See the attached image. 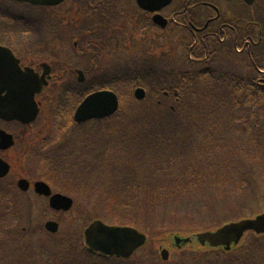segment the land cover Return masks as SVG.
I'll return each instance as SVG.
<instances>
[{
    "label": "rangeland",
    "instance_id": "374dc122",
    "mask_svg": "<svg viewBox=\"0 0 264 264\" xmlns=\"http://www.w3.org/2000/svg\"><path fill=\"white\" fill-rule=\"evenodd\" d=\"M110 1L103 0L106 4H110ZM72 4L69 2L63 7L42 11L18 5L13 0H0V29L3 28L4 31L8 27L7 30H11L6 34L2 33L0 42L19 41L27 45L30 43L31 48H37L35 50L41 49L35 43L41 45L43 42L46 47L42 50L47 48L48 51L46 60L44 57H33L32 61L25 63L38 66L45 60L44 62L51 65L53 61L51 58L55 56L58 63L55 62L53 66L54 71L59 77L63 75V78H55L52 74L51 83L39 100L41 104L39 118L31 123L32 126L27 128L12 125L7 129L5 124H0L10 135L20 137L17 145H13L11 149L0 150V158L3 161L13 162L9 175L0 180V211L6 210L9 213V217L12 218L10 227L36 251L30 253L24 250L15 251L9 247L0 252V264H55L53 260L55 248L46 246L51 242L45 243L41 238L42 234L47 233L44 226L50 220L59 224V231L51 234L53 242L62 241L66 236L71 238L69 235L83 236L85 229L97 220L108 226L119 224V216H129L144 222V216L148 215L142 212L145 208L144 202L151 200L152 197L156 198L160 192L167 193L174 173L168 166L166 173L156 181L157 175L154 176L149 171L151 164L154 165L158 158L155 154L156 149L155 153H152L151 143L157 137L158 140L165 142L163 156L168 161L175 158L182 160L184 156L178 153L180 148H174L175 143L173 144L171 137L167 136L173 129L171 126H165L169 124L159 123L161 122L159 118L164 119V122L169 120L175 128L178 124L183 127L185 125L188 130L187 132L179 130V139H182V142L184 138L187 141L191 139L187 146L191 145L190 155L197 153L194 167L204 169L209 159L207 163L212 170H205L204 188L199 190L204 191L203 197L192 198L187 204L186 202L176 204L179 203V198L177 202L166 204V207L157 205L153 209L154 214L148 224L150 230H141L148 237L147 244L136 252L130 263L207 264L209 259L207 255L211 254V249L200 247L196 241L179 248L174 244V236L188 238L197 233L213 231L218 227L214 225L229 220L237 222L254 218L264 212V182L258 176L257 165L252 168L251 163L247 164L250 171L246 172L253 173L249 182L253 187V193L241 194L234 185L221 187L222 184L217 181L219 178L213 174L219 161L214 155H218L217 146L221 141L214 143L210 138L214 140L221 135L222 140L227 141L235 135L225 130L226 117L220 109L224 102L219 104L217 109L211 107L213 103L210 94L213 92L218 99L224 101L231 91L233 79L222 76V71L232 75L240 71L239 76H246L250 73L247 58L236 56L227 46L220 47L221 44L216 39L208 41L206 49L204 47L199 51L197 48L187 49L188 37L183 39L186 33L178 28L170 30L171 27L174 28L172 24L167 27L168 30L160 26L154 31L145 30L142 26L138 29L135 26L137 20L128 17L130 18L128 21L132 20V25L125 28L122 27L119 17V22L108 29L106 28L108 20L115 13L109 12L107 5L98 8L93 4L92 12L100 11L102 19L96 15L92 20V16H85L91 12L80 14L79 17L77 12L80 10L74 3ZM243 10L239 9V12H244ZM15 15H19V19L23 21L33 15L40 25L32 26L33 31L23 32L19 36L11 29L12 25L16 27V23L13 24L11 23L13 20H10ZM80 21L84 24H80ZM56 22L61 28L59 26L55 29ZM260 22L263 26L261 31H264V17ZM23 27L30 28L29 25ZM38 30L45 38L42 42L35 34ZM111 37L113 39L109 41ZM58 38L60 40H56ZM89 42L100 45L96 52L86 50L83 44ZM25 47L29 49V46ZM149 68L155 69L163 85H172L170 88L176 94L173 95L171 90L166 89L168 87H160L161 92L154 89L160 93L157 94L144 86ZM78 71L84 74L81 83L78 82L80 78ZM105 78L119 92L121 101L117 113L100 121L95 120L87 125L77 126L72 118H69L83 102L88 87L91 86L93 89ZM134 82L142 86L133 87ZM155 86L156 84H153V87ZM138 88L145 90V98L142 100L135 97ZM158 100L159 105L161 106L162 102L168 110L177 109L176 115L159 111L161 107L156 108ZM198 100L202 105L199 112H195ZM260 107L261 105L259 107L243 105L238 110L235 108L234 112L240 113L241 117L238 119L243 120L244 117H250L253 112L259 111ZM162 109L164 110L163 107ZM152 119L158 122L155 127L150 123ZM209 121L213 124L199 129L204 126L202 124ZM238 125L242 126V123L239 122ZM151 134L154 137H150ZM105 139H109L115 146L110 148L104 146ZM142 141L155 156L141 159L147 155L138 157L136 150L131 151L134 149L132 147L134 143ZM209 141L213 145L211 148L214 154L206 151ZM236 172L232 169L224 170V173L233 177L232 182L244 176V173L238 176ZM20 179L31 183L42 180L50 186L54 184L51 186L53 190L56 189L74 199L72 208L66 212H51L48 210L47 200L38 198L33 189L29 191L30 197L19 191L17 182ZM167 179L168 182L163 181ZM208 179L213 180L207 183ZM64 183L67 186L63 185ZM220 188L228 194V198L222 201L218 194ZM131 196L138 197L133 200ZM161 225L164 227L161 228ZM208 228L212 229L207 230ZM51 235L48 234L52 237ZM253 236L247 234L241 246L253 241ZM164 250L169 252L167 261L162 259ZM24 256L26 257L23 258ZM64 257L74 264H111L95 254H88V251H65Z\"/></svg>",
    "mask_w": 264,
    "mask_h": 264
},
{
    "label": "trees",
    "instance_id": "16d2710c",
    "mask_svg": "<svg viewBox=\"0 0 264 264\" xmlns=\"http://www.w3.org/2000/svg\"><path fill=\"white\" fill-rule=\"evenodd\" d=\"M39 35V34H38ZM125 75H128L129 71L127 70ZM153 74H155L153 76ZM156 71L154 68H149L147 71V78L145 80L144 86L150 88V90H153L155 93H158L156 90L157 89L159 92H161L162 89L160 87H168L166 89L171 90L170 85H163L162 81H160L159 75H156ZM157 78H156V77ZM132 77V76H130ZM107 78V77H106ZM105 79H101L100 83L96 84V87L91 89V86L88 87L90 91H98V90H112L116 93L119 94L116 88L111 86L108 81ZM233 79V84L231 87V91L229 92V95L227 98H224V101L218 99V96L216 97L215 94L211 96V101L213 105L211 104V107L217 109L218 105L223 103V105L220 107L222 113L225 115V130L229 134H234L235 136H232V138H229V140H222V136L220 135L218 138L212 140L214 143L217 141H221V144H218L217 146V152L218 155H214L219 161H218V167L216 170H214V177H218L219 179L217 181H220L218 183L222 184L224 187H229L234 185L236 189H239L241 194H244L245 192H252L253 193V187L249 183L251 181V178L253 176V173L251 172H246L250 171V167L247 166V164H252V168H254L255 165H257V169L259 170V178L262 182H264V124L262 119H264V91L260 85H258V81L252 77L248 76L246 77H241V76H233L231 77ZM153 84H156L155 87H153ZM142 86L140 83L134 82L133 87H138ZM256 87V89H254ZM151 91V92H153ZM172 91V90H171ZM201 96V94H199ZM215 96V97H213ZM205 100V99H204ZM158 106L156 105V108H160L159 111H162L164 114H173L176 115L178 112L177 109H167L164 107L163 103L160 101H157ZM205 103V101H204ZM202 102L200 103V100L197 101V104L195 105V112H199V109H201ZM243 105H246L247 107H253V106H260L259 111L253 112V114L250 117H244L243 120L238 119L240 113L234 112V109L237 108V110L242 107ZM160 106V107H159ZM164 108V110L162 109ZM204 109V108H203ZM214 109V110H215ZM211 112L213 111L212 109H209ZM262 117V118H261ZM161 122L159 123H164L169 124L165 126H171L170 129L171 134L167 133V136L171 137V141H173L174 148L178 149L180 148V151L178 152L181 155H184L182 160H179L177 158L173 159L172 161L166 160V158L163 156L165 154V142L162 140H158L159 138L157 137L154 139V141L151 143L150 146L153 148V152L155 153L154 150L156 149V157H158L154 165L151 164L150 172L151 174L157 175L158 178L161 179L162 174L166 173V169L169 166V170L174 172L173 173V180L172 183L169 184V188L167 187V193H162L160 192L159 195L155 198L152 197L151 200H147L144 202L145 208H143V214H148L144 216L145 220L139 221L136 218L129 217V216H124L121 217L119 216V225L122 226H134L140 230H150L149 229V222L151 220L152 215L154 214V208H156L157 205H163L166 207V204H170L172 201L177 202V199H179L180 204L183 202H187L192 199V198H200L204 196V191H199L200 189L203 190L204 184L203 180L205 178V170L210 169L209 164L206 161V166L204 169H199L194 167L195 162L197 161V153H192L190 155V147L191 145L187 146V144H190V140L187 141L186 138H184L183 142L182 139H179V130H185L187 132V127L184 125L181 126L178 124V126L175 128L172 123L167 120L164 122V119L159 118ZM209 120V119H207ZM250 120V121H249ZM146 121V119H145ZM163 121V122H162ZM242 123V126L238 125V123ZM151 125L154 127L158 122L155 119H152ZM213 124L210 121L207 123H204L202 127L199 129L205 128L207 125ZM180 125V126H179ZM229 125V126H228ZM210 126V125H209ZM176 129V130H175ZM175 132L173 133V131ZM186 134V133H184ZM247 135V136H246ZM150 137H154L149 135ZM147 136L148 138H150ZM244 136V137H243ZM246 136V137H245ZM169 137V138H170ZM213 137V135H211ZM151 139V138H150ZM211 141H209L208 145L206 146V151L209 153H212V144ZM144 142H137L133 144V148L131 151H137L138 157L140 156H145L144 158L141 159H146L149 156H155L152 153L149 152L148 148L145 147L143 144ZM185 143V144H183ZM104 146H107L108 148L114 147L115 145L111 144L109 139H105L103 142ZM206 145V144H205ZM149 152V154H148ZM214 154V153H212ZM216 154V152H215ZM173 156V155H172ZM170 155V157H172ZM169 157V158H170ZM240 164V166H239ZM143 167V166H142ZM144 169V167H143ZM143 169L141 170V173L143 172ZM227 169H232L237 171L235 174L240 176V173H244V176H240V180L232 182L231 175H227L224 173V170ZM140 177L141 174H140ZM143 180H145L142 177ZM135 181V179L133 178ZM213 179H208L207 183L210 182ZM125 181V178L124 180ZM165 182H168L167 180H163ZM174 188V190L172 189ZM172 190V192H171ZM207 190V189H206ZM181 194V195H178ZM192 194V195H191ZM219 199L221 201L224 198H228V194L223 192L220 188L219 190ZM138 196H131V198L134 200ZM125 203V202H124ZM131 203V202H130ZM173 203V202H172ZM137 209V208H136ZM141 209V207H140ZM209 209L211 210V207L209 206ZM153 210V211H152ZM141 211V210H140ZM9 213L4 210L0 211V252H3L7 248H11L15 251H27L30 253V251H35V249L32 247L31 244L27 245L25 241H23V238L18 234V232L12 227H10L12 218L9 217ZM8 218V219H7ZM10 219V220H9ZM234 221L229 220V222H224L219 225H214L215 227L219 228L225 224L232 223ZM214 223V222H213ZM219 223V222H217ZM165 225V224H164ZM164 225H161V228L164 227ZM6 226V227H4ZM216 228V229H217ZM212 228H208L207 230H210ZM28 232V230H27ZM151 233H153L151 231ZM71 238L64 237V240L62 241H47L42 239L45 243L51 242L46 244L48 247L55 248V258L53 259L55 264H74L73 261H67L65 255V251L69 252H77V251H87L83 236L76 234L75 237H72L69 235ZM253 241L247 242L244 246H239L234 248L231 251H226L223 248L220 249H211L212 252L211 254H208L207 257L209 256V259L207 260V264H264V236H253ZM56 240V239H55ZM60 240V239H57ZM51 244V245H49ZM20 246V247H19ZM60 246V247H59ZM65 247L66 249L63 250L62 247ZM36 252V251H35ZM24 256L23 258H25ZM34 259V258H33ZM105 261L111 262V264H131L130 260L124 261V260H119L116 258H109V257H104ZM34 261V260H32ZM35 264V263H33ZM200 264V263H199Z\"/></svg>",
    "mask_w": 264,
    "mask_h": 264
},
{
    "label": "flooded vegetation",
    "instance_id": "af4514ba",
    "mask_svg": "<svg viewBox=\"0 0 264 264\" xmlns=\"http://www.w3.org/2000/svg\"><path fill=\"white\" fill-rule=\"evenodd\" d=\"M111 1L109 2L110 4H106L105 2H103V0H94V1L74 0L73 2H75L74 4L81 11V12L79 11V13L77 12V15L79 17L80 14L85 15L86 13L91 12L90 14H87L85 16L86 17L92 16V20L93 17H95V15H99L100 20L102 19V15L100 11L92 12V7H93L92 5L95 4L97 5L98 8H103V6L105 7L107 5L109 12L113 11L115 13L114 16L109 18L108 20V25L106 26V28L108 29L111 28V25H115L116 23L119 22V17H121L120 22L122 24V27L130 28L132 25V20L128 21L130 19V18L128 19V17H134L137 20L135 26L138 29L139 26H142V28L145 27V30L154 31V29L156 30V27H158L153 23V20L157 15V16H162L164 19L168 21L167 27L170 24L174 25V28L171 27L170 30L176 28H178L179 30H183L186 33L183 39H185V37H188L187 39L188 44L190 40L193 41L194 43V45L192 46L193 49L197 48L198 51L201 50L203 47L204 49H206L207 48L206 44L208 43V41H211L212 39H216L221 44V45L219 44L220 47L224 48L227 46L228 50H230V52H235L236 56L243 57L245 59L247 58L246 60L249 61L250 64H252V66L255 69H258V72H256L257 74L254 78L260 84H262L261 86L264 87V65H263L264 64V31H261L263 26L261 25L260 22L261 19L264 17V5H259L257 3V0L251 5V7H248L247 11L243 10L244 12L241 13L239 12V6H240L239 4H241L240 0H232V1L141 0L142 6H145L150 9L153 8L157 9L155 13H150L148 11L142 10L138 6L139 4L137 3L136 0H121L120 2L112 1V3ZM68 3L69 2H66V4ZM81 8L82 9L86 8L88 9V11L85 12V10H81ZM45 9H47V7H45ZM164 12L165 14L163 15ZM80 24H84L83 21H80ZM59 26L61 28L60 24ZM7 29L8 27H6L4 31L3 28L0 29V35H1L0 38L2 37L3 34H6L7 32L11 31ZM11 29L14 30L15 31L14 33H17V35L19 36H21L23 32H27V30L23 28L16 29L13 27ZM19 30L22 31L19 32ZM156 32L159 33L158 30ZM165 32L168 33V31ZM102 38H101V42L103 41ZM112 39L113 37H111L109 41H111ZM35 44L37 47H41V49L35 50L37 48H31L30 46L32 45H30V43L29 45H27L19 41L15 43L0 42V46L6 47L13 52L15 58L19 61V65L22 68L30 67L33 68L36 72L40 73L41 71L40 65L33 66L29 63H28L29 65L25 63L32 61L34 59L33 57H38V58L44 57L45 60L48 57V51H46L47 48L45 50H42L44 47H46V44L44 43H42L41 45H39V43H35ZM25 45L29 46V49L26 48ZM83 45L86 46V50H88L89 52L90 51L96 52V47L98 49V46H100L95 42H89ZM45 60H43L40 64L46 63L44 62ZM87 61L88 60H86V62ZM51 65L54 66L53 63H51ZM222 76L233 77L238 75L235 73H233L232 75L231 73L224 72L223 70ZM54 77L63 78V75H60L59 77V75L55 74ZM44 92L45 90H43L42 93L36 97L37 103L40 108V112H41V104L39 100ZM7 96H8L7 92H3L1 94V97H5L4 98L5 103L10 102L13 105L16 98H13L11 100L8 99ZM69 119H71V117ZM0 124L2 125L5 124L4 126L7 129L10 128L12 125H17L27 128L33 125V124L32 125L21 124L18 123L17 121L7 122L2 120L1 122V119H0ZM7 129L5 131L8 133ZM12 136L14 137V142H15L14 146H15L17 145L18 139L20 140V137L19 135L15 136L14 134H12ZM9 164L12 168L13 162H10ZM34 183L36 182L31 183V185L32 184L34 185ZM63 185L67 186L66 183H64ZM31 189L32 187L30 188V190ZM67 190H71V189H67ZM55 192L53 191V193ZM25 195H28L29 197L31 196L29 192H27ZM37 197L45 198L39 196ZM45 199L47 200V206H48L49 198H45Z\"/></svg>",
    "mask_w": 264,
    "mask_h": 264
},
{
    "label": "water",
    "instance_id": "95a60500",
    "mask_svg": "<svg viewBox=\"0 0 264 264\" xmlns=\"http://www.w3.org/2000/svg\"><path fill=\"white\" fill-rule=\"evenodd\" d=\"M17 1L29 2L33 5L55 6L63 0ZM245 1L251 4L254 0ZM142 7L150 11H154L155 9ZM45 84V77L39 78L29 69L22 71L19 67V62L14 59L11 52L0 47V96L3 92H7L8 99L12 100L16 98V102L19 104L16 106L14 102V109L10 111L0 106V118L6 121L18 120L25 124L35 120L39 113V109L35 103V96L40 93ZM136 97L139 100L144 99L145 91L142 89L137 90ZM118 106V98L114 93L109 91L96 93L89 96L80 106L75 115V121L83 123L91 119L109 117L116 113ZM10 145L5 141V137L1 136L0 148L7 149ZM9 170L10 166L0 160V178L5 177ZM19 187L23 191H27L29 183L22 180L19 182ZM35 191L41 195H50L49 187L43 183L36 184ZM72 205L73 201L62 195H56L51 199V206L57 210L68 211ZM46 228L50 232L56 233L58 231V224L48 223ZM248 232H255L258 235L264 234V214L257 216L255 219L225 225L215 232L198 234L196 240L202 246L208 245L212 248L224 247L229 251L233 245H238ZM85 239L90 252L125 259L130 258L136 250L144 246L147 240L145 235L135 229L110 227L101 221H97L87 228ZM191 241V238H176L177 244H186ZM162 258L163 260H168L169 252L167 250L162 252Z\"/></svg>",
    "mask_w": 264,
    "mask_h": 264
},
{
    "label": "bare ground",
    "instance_id": "6f19581e",
    "mask_svg": "<svg viewBox=\"0 0 264 264\" xmlns=\"http://www.w3.org/2000/svg\"><path fill=\"white\" fill-rule=\"evenodd\" d=\"M109 258H112V257H109Z\"/></svg>",
    "mask_w": 264,
    "mask_h": 264
}]
</instances>
